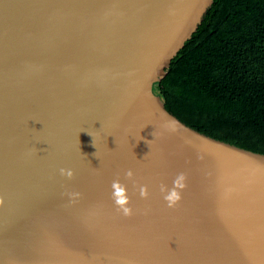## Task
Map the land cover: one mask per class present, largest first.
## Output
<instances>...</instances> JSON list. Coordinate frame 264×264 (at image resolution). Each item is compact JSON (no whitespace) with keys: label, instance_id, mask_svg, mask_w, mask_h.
Wrapping results in <instances>:
<instances>
[{"label":"water","instance_id":"95a60500","mask_svg":"<svg viewBox=\"0 0 264 264\" xmlns=\"http://www.w3.org/2000/svg\"><path fill=\"white\" fill-rule=\"evenodd\" d=\"M212 3L0 0V264H264V155L153 92ZM178 172L188 186L168 208L159 185Z\"/></svg>","mask_w":264,"mask_h":264},{"label":"trees","instance_id":"16d2710c","mask_svg":"<svg viewBox=\"0 0 264 264\" xmlns=\"http://www.w3.org/2000/svg\"><path fill=\"white\" fill-rule=\"evenodd\" d=\"M153 92L185 125L264 155V0H213Z\"/></svg>","mask_w":264,"mask_h":264},{"label":"clouds","instance_id":"9594fccd","mask_svg":"<svg viewBox=\"0 0 264 264\" xmlns=\"http://www.w3.org/2000/svg\"><path fill=\"white\" fill-rule=\"evenodd\" d=\"M167 130L171 132H176L178 130V125L173 126ZM151 142L152 141H146L148 145H150ZM33 152L37 154V149L35 147L29 151L28 155H32ZM148 154L145 157H147ZM60 175L66 177L68 180H72L74 178L75 173L71 169L62 168L60 169ZM124 179L127 181H134L133 170L131 169L126 170L124 172ZM187 180L188 177L185 172H178L172 180L171 187H169L164 183H161L159 185L160 194L168 208H175L181 202L182 193L187 189L188 186ZM111 188L113 190L111 198L114 202L115 208L117 209L118 213L124 217H131L134 214V209L131 207L132 202L128 195L127 185L121 183L119 179H116L112 182ZM79 196L80 193L78 192L69 193L70 201H74L75 199H78ZM139 197L145 200L149 198V190L147 185L139 186ZM2 204H3V200L0 199V205Z\"/></svg>","mask_w":264,"mask_h":264}]
</instances>
